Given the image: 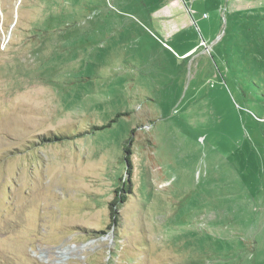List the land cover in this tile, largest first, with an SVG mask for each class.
Instances as JSON below:
<instances>
[{
	"label": "rangeland",
	"instance_id": "rangeland-1",
	"mask_svg": "<svg viewBox=\"0 0 264 264\" xmlns=\"http://www.w3.org/2000/svg\"><path fill=\"white\" fill-rule=\"evenodd\" d=\"M0 264H264V0H0Z\"/></svg>",
	"mask_w": 264,
	"mask_h": 264
},
{
	"label": "trees",
	"instance_id": "trees-1",
	"mask_svg": "<svg viewBox=\"0 0 264 264\" xmlns=\"http://www.w3.org/2000/svg\"><path fill=\"white\" fill-rule=\"evenodd\" d=\"M69 136H62V135H51V136H43L42 139L44 142H56V141H61L63 139L68 138ZM124 151L126 153V156L124 158V160L126 161V163L128 164V167L126 169V175L128 176L127 178L120 180L121 184L118 185L117 188H115L114 190V195L113 198L111 199V201L109 202V215L111 218V225H115L117 224L120 214V208L121 206L126 203V201L129 198V195L132 193V180H131V176H132V165H131V161H130V157L128 156V153L130 152V145L126 143L124 144ZM110 225V226H111ZM99 233H104L103 231H99Z\"/></svg>",
	"mask_w": 264,
	"mask_h": 264
},
{
	"label": "crops",
	"instance_id": "crops-1",
	"mask_svg": "<svg viewBox=\"0 0 264 264\" xmlns=\"http://www.w3.org/2000/svg\"><path fill=\"white\" fill-rule=\"evenodd\" d=\"M162 8L164 9L165 13L170 15L171 17H173L175 13L182 15V10H180L179 8H175V6L164 5Z\"/></svg>",
	"mask_w": 264,
	"mask_h": 264
},
{
	"label": "built area",
	"instance_id": "built-area-1",
	"mask_svg": "<svg viewBox=\"0 0 264 264\" xmlns=\"http://www.w3.org/2000/svg\"><path fill=\"white\" fill-rule=\"evenodd\" d=\"M202 44L204 45L205 44V42H202ZM207 50H208V48H206Z\"/></svg>",
	"mask_w": 264,
	"mask_h": 264
}]
</instances>
